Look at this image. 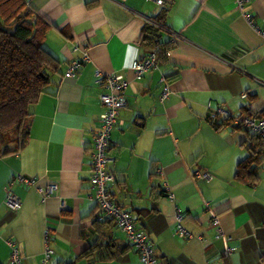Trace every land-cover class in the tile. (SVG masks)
<instances>
[{
    "label": "crops",
    "instance_id": "0c3cea01",
    "mask_svg": "<svg viewBox=\"0 0 264 264\" xmlns=\"http://www.w3.org/2000/svg\"><path fill=\"white\" fill-rule=\"evenodd\" d=\"M24 1L50 25L44 47L60 68L33 108L25 146L0 157V264H9L12 244L22 264H40L46 246L54 251L50 264H140L115 223L98 220L90 187L104 111L97 73L128 83L110 136L109 188L146 233L158 264H264V140L208 116L217 107L232 119L264 116V39L236 0ZM243 7L264 30V0ZM163 9L165 61L137 80L132 62L154 50L142 42V29ZM83 51L89 61L64 78ZM165 84L170 91L161 101ZM249 155L252 174L236 178ZM49 184L57 185L54 194H46ZM8 192L21 201L18 211L5 207ZM176 207L190 238L176 234Z\"/></svg>",
    "mask_w": 264,
    "mask_h": 264
},
{
    "label": "trees",
    "instance_id": "16d2710c",
    "mask_svg": "<svg viewBox=\"0 0 264 264\" xmlns=\"http://www.w3.org/2000/svg\"><path fill=\"white\" fill-rule=\"evenodd\" d=\"M166 10L146 23L141 33L142 42L153 46L157 63L165 61L168 50L161 40V30L167 29L162 19ZM49 28L24 0H0V157L16 154L25 146L33 108L51 84L52 75L59 72L60 63L44 47ZM220 117L209 116V120L216 126L232 124L242 128L231 117H224L220 125L216 124ZM254 162L251 155L241 161L236 178L243 180L250 176ZM106 220L114 222L111 218L101 221Z\"/></svg>",
    "mask_w": 264,
    "mask_h": 264
},
{
    "label": "built area",
    "instance_id": "2783aa9c",
    "mask_svg": "<svg viewBox=\"0 0 264 264\" xmlns=\"http://www.w3.org/2000/svg\"><path fill=\"white\" fill-rule=\"evenodd\" d=\"M158 5L163 4V0H153ZM246 0H236L237 9L241 12L246 22L252 26L264 39V30H260L253 22L251 16L244 11V2ZM151 22V21H150ZM162 29V28H161ZM89 61V56L86 51H83L82 56L78 60H73L68 65L64 76L66 78L73 77L77 71ZM158 63L156 61L154 53H150L147 57L141 60H135L131 64V70L137 80L141 79L143 75L153 69H156ZM96 83L103 88L98 96L100 103L104 107L103 113L99 116V130L95 133L93 139V151L91 156V168H90V187L95 194V201L98 210V220L104 218H111L114 220L116 226L126 235L128 243L133 247L138 255L140 264H158L156 254L152 245L149 243L147 235L142 229L138 227L134 221L131 213L122 207L118 206L110 192L109 184L113 181V176L108 172V165L112 162L108 156L110 149V136L119 122L120 110L125 106L126 98L125 92L127 89V81L121 74H106L97 73ZM169 85L165 84L160 94V100L163 101L169 94ZM245 97V95H243ZM209 116L214 118L215 116L230 117L229 113L222 107L209 108ZM236 124H240L243 129L251 132L252 134L259 136L264 140V116L263 117H249L243 116L235 120ZM197 177L203 179L210 178L208 173L197 172ZM19 181L32 185L33 179L19 177ZM57 190L56 184H49L46 187V194H54ZM168 199H173V194L170 188L167 187ZM5 207L13 212L18 211L21 208V201L17 196L12 193H7L4 201ZM60 208L65 209L64 202L60 203ZM174 219L176 221V234L182 238H190L191 235L186 231L182 225L183 215L179 208L176 207L174 211ZM214 226H218V219L214 218L212 221ZM48 232L46 231V244L48 239ZM218 236H222L223 232L220 227L217 228ZM12 247L9 256V264H22V258L15 245ZM233 249L228 250V254ZM54 251L46 246L42 255L40 264H50L51 257Z\"/></svg>",
    "mask_w": 264,
    "mask_h": 264
}]
</instances>
